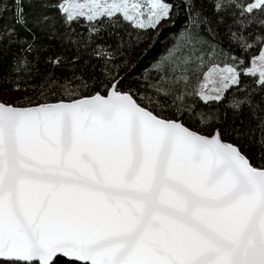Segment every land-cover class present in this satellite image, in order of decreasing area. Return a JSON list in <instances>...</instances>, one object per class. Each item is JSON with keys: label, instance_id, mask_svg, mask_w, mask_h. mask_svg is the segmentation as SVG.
Here are the masks:
<instances>
[{"label": "snow or ice", "instance_id": "1", "mask_svg": "<svg viewBox=\"0 0 264 264\" xmlns=\"http://www.w3.org/2000/svg\"><path fill=\"white\" fill-rule=\"evenodd\" d=\"M25 2L12 0L15 22L31 32ZM53 7L68 24L86 20L90 32L105 18L155 29L172 10L165 0H58ZM224 7L254 16L264 13V0L216 4ZM258 23L264 27V19ZM11 39L12 30L0 34V47ZM257 39L261 54L244 75L264 87V38ZM169 55L181 75L161 76L152 87L176 104L194 61ZM237 67L220 69L215 95L201 99L223 100L241 83ZM123 79L107 78L106 94L68 103L19 108L0 100V264H264V165L254 166L219 129L203 135L156 113L164 103L144 104L131 86L123 90Z\"/></svg>", "mask_w": 264, "mask_h": 264}, {"label": "trees", "instance_id": "2", "mask_svg": "<svg viewBox=\"0 0 264 264\" xmlns=\"http://www.w3.org/2000/svg\"><path fill=\"white\" fill-rule=\"evenodd\" d=\"M165 2L172 5L171 18L167 19L170 26L154 34L152 29H139L122 19L113 24L107 18L96 24L98 31L90 32L91 26L83 19L66 23L63 14L53 7L58 0H43V5L26 0L24 15L29 32L15 22L17 9L12 0H2L0 34L12 30L13 39L0 47V100L18 91L20 98L14 105L19 107L67 102L97 92L103 95L107 78H124L123 90L131 86L137 98L144 97V104L158 99L165 105L171 104V109L154 111L179 119L192 130L202 134L208 131L210 124L198 125V114L213 117L215 129L220 130L225 142L238 145L254 166L264 165V87L254 77L240 72L241 83L226 90L219 102L201 103L193 96L200 69L211 61L220 66H238V70L248 67L261 47L257 38H264V27L258 23L264 19V13L242 17L237 7L217 10V3L227 5L229 0H189L194 5L191 8L185 0ZM247 2L236 0L241 5ZM44 16L46 21L35 27L34 20ZM234 33L236 37L243 36L252 47H241ZM66 34L76 43H70ZM176 35L174 42L172 37ZM99 52L107 55L99 56ZM170 52L178 59L191 56L194 61L175 93L184 99L176 104L172 103L173 97L165 102L152 87L162 84L161 76L171 79L181 75L171 71L172 57L156 67L160 57ZM57 58L60 63L53 64ZM238 100L245 103L237 108L231 103ZM178 108L183 111H177Z\"/></svg>", "mask_w": 264, "mask_h": 264}, {"label": "rangeland", "instance_id": "3", "mask_svg": "<svg viewBox=\"0 0 264 264\" xmlns=\"http://www.w3.org/2000/svg\"><path fill=\"white\" fill-rule=\"evenodd\" d=\"M169 26H170V23L167 22V20H165L160 25H158L157 28L152 29V30H153L154 34H157L160 31V29L167 28ZM177 36L178 35L172 37V39L174 40V42H175V40H177V38H178ZM261 47H262V45H261ZM261 47H260L257 55L254 56V57H252L250 59L248 67H251L252 66L253 59L255 57H259L260 56V54H261ZM169 57H170L169 54L167 56H164V55L161 56L160 57V60L158 61V63H156V67L158 68L161 64H163V62L165 60L168 61V58ZM171 63H172V61H171ZM226 66H229V65H222V66H220L217 63H214L213 61H211V63L209 65H207L205 68L200 69L199 75H197L195 84L193 86V96H195V98H197L201 103H205L204 100L201 99V94L215 95V92L213 91V89L220 86L218 84V82H216L217 73L219 72L220 69H223ZM248 67H245L242 70H238V69L237 70L239 72H241L242 74H244V71ZM251 77H254V76H251ZM254 78H255V80L257 82V79L258 78L257 77H254ZM19 96H20V93L18 91L10 92L7 95L6 99L3 100V102H5L7 104H14V102H16V100L20 98ZM210 101H208V102H210ZM234 102L235 101H232L231 104H234ZM16 107H19V106H16ZM154 108H156L158 111H161V108L160 107H154ZM171 108H172V105L171 104L170 105H165L164 104L163 109H171ZM200 116H201V114H198L197 117H196L199 126L204 127L205 125H209L210 124L209 127H208V131L207 132L205 131V133H203V135H211L212 132L216 131L215 125L213 124L215 119L213 117L209 116V115L206 116V117L202 115L203 116L204 123H201Z\"/></svg>", "mask_w": 264, "mask_h": 264}, {"label": "water", "instance_id": "4", "mask_svg": "<svg viewBox=\"0 0 264 264\" xmlns=\"http://www.w3.org/2000/svg\"><path fill=\"white\" fill-rule=\"evenodd\" d=\"M117 79H120V78H117ZM106 94V93H105ZM95 95V94H94ZM90 97V96H89ZM85 98V97H83ZM78 99H81V98H78ZM76 100V99H75ZM59 102H62V101H59ZM59 102H54V103H42V104H38V105H33V106H27V107H19V108H30V107H37V106H40V105H45V104H56V103H59ZM68 102H71V101H67L65 103H68ZM213 133V132H212ZM211 133V134H212ZM228 143V142H227Z\"/></svg>", "mask_w": 264, "mask_h": 264}]
</instances>
